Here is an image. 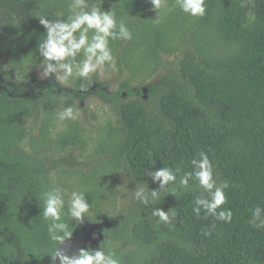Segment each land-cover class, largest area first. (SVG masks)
<instances>
[{
	"label": "trees",
	"instance_id": "1",
	"mask_svg": "<svg viewBox=\"0 0 264 264\" xmlns=\"http://www.w3.org/2000/svg\"><path fill=\"white\" fill-rule=\"evenodd\" d=\"M68 3L0 0V264H52L39 197L54 187L85 193L86 219L104 237L84 249L104 243L121 264H264V229L251 223L252 210L264 208V0H205L198 18L167 0L159 22L148 0H88L114 10L132 39L110 41L111 80L98 72L61 86L36 77L46 35L38 17L66 19ZM89 95L113 113L102 121L89 111L98 130L81 112L54 118ZM201 151L217 186L228 184L231 223L194 214L195 180L179 188ZM162 167L181 169L169 185L177 196L161 192L146 209L133 190H158L148 173ZM153 208L171 210L170 223L158 224Z\"/></svg>",
	"mask_w": 264,
	"mask_h": 264
},
{
	"label": "clouds",
	"instance_id": "2",
	"mask_svg": "<svg viewBox=\"0 0 264 264\" xmlns=\"http://www.w3.org/2000/svg\"><path fill=\"white\" fill-rule=\"evenodd\" d=\"M148 2L158 12L156 21L159 22L161 10L168 7L167 0ZM173 7H178L193 18L203 17L206 13L205 0H175ZM38 18L46 30L37 49L42 57L39 65L41 76L44 79L54 76L61 86L69 85L77 79L90 83L98 72L106 69L116 71L110 41L126 42L132 39V32L123 20L117 21L114 10L104 11L100 5H90L88 0H69L66 19L50 20L47 16ZM80 90L87 91L85 83H81ZM59 99H65V94L60 95ZM77 113L78 110L72 106L63 107L54 114V118L60 122L75 120ZM191 166L192 171L183 173L178 185L180 189L187 190L189 182L195 180L202 190L193 202L194 214L199 217L203 211L205 218L211 216L220 222L231 223L233 212L223 207L227 203L225 189L228 184L225 182L217 186L213 164L207 153L199 152L191 160ZM180 172V168L170 167L149 171L148 176L159 188L149 192L142 184H137L133 190L135 199L147 209L159 199L161 192L167 191L176 197L177 189L169 188V185L177 184V174ZM39 200L42 201L40 216L47 224V234L52 245L46 254L51 257L52 264H121L115 252L105 250L104 243L98 249L80 248L72 255L62 247L73 237L74 228L70 222L83 224L90 213L92 205L90 206L83 191L73 189L69 193L65 189L54 187L43 191ZM170 211L153 208L151 216L158 218V224H168ZM251 223L256 229H264V208L256 206L252 210Z\"/></svg>",
	"mask_w": 264,
	"mask_h": 264
},
{
	"label": "rangeland",
	"instance_id": "3",
	"mask_svg": "<svg viewBox=\"0 0 264 264\" xmlns=\"http://www.w3.org/2000/svg\"><path fill=\"white\" fill-rule=\"evenodd\" d=\"M116 73L109 74L107 72H100L99 80L100 82L111 80V77H115ZM36 77L38 79L44 80L41 76V69L37 73ZM111 90V88H109ZM78 113L84 115L83 124L89 131L98 130V121L91 117L90 112H96L100 120L106 121L109 118H113V113L110 111L109 106L104 104L101 100L97 99L94 95H89L84 102L79 103ZM81 110V111H80ZM91 135H95L94 132ZM75 232H73V237L71 241L66 242L62 247L67 249L69 255L76 253L80 248H85L86 246L97 245L98 243L94 241L96 236L102 239L104 236L100 234V229L102 225H97L94 221H89L85 218L83 224H79L78 227L75 225Z\"/></svg>",
	"mask_w": 264,
	"mask_h": 264
}]
</instances>
